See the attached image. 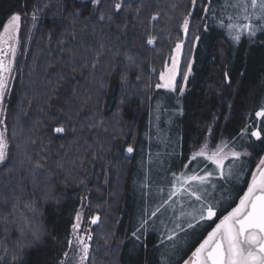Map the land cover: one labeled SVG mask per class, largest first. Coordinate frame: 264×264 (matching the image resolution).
Here are the masks:
<instances>
[{
    "label": "trees",
    "instance_id": "obj_1",
    "mask_svg": "<svg viewBox=\"0 0 264 264\" xmlns=\"http://www.w3.org/2000/svg\"><path fill=\"white\" fill-rule=\"evenodd\" d=\"M116 2L0 0V31L12 14L22 17L5 121L8 155L0 164V215L19 198L21 210L40 226L39 239L26 235L21 249L15 226L8 224L5 239L0 224L8 248L3 264H13V254L19 264H60L82 205L100 217L92 242L98 264H182L214 225L181 233L172 251V242L161 240L179 217L177 204L150 222L141 241L132 232L145 209L152 211L167 195L171 172L180 170L209 127L216 140L247 127L249 135L238 142L255 157L247 159L239 180L224 188L217 183L221 210L235 207L251 181L256 152L264 147L250 136L259 130L264 140V117L255 115L264 109V33L234 44L212 19L205 21L206 0L195 7L191 0H122L119 12ZM221 2L213 5L219 9ZM189 12V29L200 39L190 50L192 72L180 96L155 84L183 38ZM56 126L65 132L54 133ZM36 161L45 167L33 170ZM32 201L35 214L23 208ZM184 211L192 208L185 204Z\"/></svg>",
    "mask_w": 264,
    "mask_h": 264
},
{
    "label": "snow or ice",
    "instance_id": "obj_2",
    "mask_svg": "<svg viewBox=\"0 0 264 264\" xmlns=\"http://www.w3.org/2000/svg\"><path fill=\"white\" fill-rule=\"evenodd\" d=\"M101 0H91L94 5H99ZM193 7L197 5V0H191ZM122 0H117L114 8L117 12L121 10ZM231 7L234 12H226ZM204 13L205 21L212 19L216 26L224 30L229 39L234 44H239L242 36H246L250 42L258 33H264V0H222L220 8L217 9L213 5V0H206L201 5ZM191 12L184 16L181 28L184 34L189 31ZM33 21L36 19V13L33 12ZM101 20L105 19L104 15L100 16ZM108 20L112 17L108 16ZM153 20L157 16L152 17ZM22 17L12 14L10 18L2 25V33H0V106L3 105L6 93L9 88V78L13 71V65L17 48L19 46V32L21 28ZM208 24L204 23V30L207 31ZM200 37H193L192 43L199 41ZM147 44L153 45L155 37L149 36ZM183 44L176 43V55L171 57V67L165 65V70L159 73V79L163 83L155 84L157 89L164 88L172 93L177 92L176 77L179 74L180 55ZM7 58V59H6ZM99 57L97 56V59ZM95 67V65H93ZM155 72V69H152ZM192 72V64L189 61L186 64V70L182 75V86L179 95L183 96L185 86L187 85L189 75ZM227 78V73L225 74ZM127 80V75L122 77ZM139 79V77H137ZM180 101L177 99V104ZM161 108L160 101H157V110ZM3 109L0 107V164L4 163L8 155L9 141L7 138V125L4 124ZM257 118L264 117V109L255 113ZM56 134L65 132L63 126H56L52 130ZM249 135L247 127L241 129L236 137L225 138L220 136L216 140L213 135V129L209 127L199 143L193 145L186 162L181 165L180 170L171 172L169 177V187L167 195L152 210L145 209L144 215L140 218L136 229L132 232V237L136 241L148 231L150 222L154 223L155 218L165 208H172L173 205H179L180 213L173 223L174 227L167 229L164 233V240L172 242L170 249L175 251L177 248V238L181 233L185 237L189 234V230H195L197 227H204L205 224L214 225L211 231L207 233L206 238L199 243V246L191 253V257L184 260L182 264H264V147L256 152L259 157L255 160V171L250 173L251 181L247 184V191L239 198L238 204L231 207L230 210H221V203L224 198L223 192L218 193L217 183L220 187L224 186L234 178L239 180L244 174L245 168L249 165L246 163L248 158H253V153L249 152L243 143ZM250 136L255 141H260L264 145L261 132L253 130ZM34 143V141H33ZM126 151L133 152V148L128 146ZM30 159V158H29ZM45 167L39 161L34 164L33 170ZM58 167H63L62 164ZM163 192V189L160 190ZM175 198V199H174ZM187 204L192 211H184ZM35 201L25 202L23 208L36 213L34 207ZM11 217V219H10ZM180 218H184L180 222ZM81 214L77 213V223L73 225V232L79 228ZM99 217H93L92 224H95ZM163 223V221H161ZM0 224H3V235L7 238L9 229L8 224L15 226L19 232L17 246L21 247L20 241L30 234L35 239L40 237V226L37 221L30 219L21 210L19 198L13 202L11 210L6 215H0ZM166 227V226H165ZM76 250L75 255L78 256V264H85L89 258L91 235L75 236ZM0 247L4 250V256H0V264H3L5 256H8V248L4 241H0ZM73 241L69 240V248L72 249ZM164 254H162L163 257ZM65 259L69 257V253H63ZM13 264H19L18 257L13 254L10 256ZM63 264V261L60 262ZM164 264H169L165 261Z\"/></svg>",
    "mask_w": 264,
    "mask_h": 264
},
{
    "label": "rangeland",
    "instance_id": "obj_3",
    "mask_svg": "<svg viewBox=\"0 0 264 264\" xmlns=\"http://www.w3.org/2000/svg\"><path fill=\"white\" fill-rule=\"evenodd\" d=\"M2 31H3V29L0 31V33H2ZM193 37H194V34L189 29L187 34L183 33L182 40L178 42V43H182L183 47H182L181 55H180L179 74L176 77V88H177V91L180 90V88H181V86L183 84L182 75H183V73L186 70V64L189 61L191 62V60H192L190 50H191L192 45H193V43H192ZM174 49H175V46L173 48V52H172L169 60L165 64L168 67H171V57L176 55ZM16 55H17V51H16ZM16 55H15V60H14V66H15V61H16ZM165 65H164V67H163V69L161 71L165 70ZM13 70H14V76H13V84H14L15 76H16L15 75V68H13ZM158 83H163V82L160 81V79H158ZM13 84H12V86L10 88V91L8 92L9 93L8 104L10 103V99H11V96H12ZM162 89H164V88H162ZM185 90H186V86H185ZM128 154H131V153H128ZM86 207H87V205H82L80 207L79 211H78V213L81 214V219L79 221V228L74 233L73 232V227H72L70 240L73 241V247H72V249H70V248L68 249L67 252L69 253V257L67 259H65V257H64L63 264H78V259L79 258H78V256H76L74 254L75 250H76V243H75V238L74 237L75 236H84V237H86L87 235H91L92 240L91 241H86V242L90 243L91 247H90V250H89V258L87 259V261H85V264H96L97 263L95 261V259H94L95 256H93L92 242H93V240L95 239V236H96L95 235V230H96L97 226L99 225L100 217L97 214H88ZM76 217H77V215H76ZM93 217H99V219L97 220V222L95 224L91 223V220H92ZM76 223H77V220L75 218L74 224H76ZM98 238L100 239V237H98Z\"/></svg>",
    "mask_w": 264,
    "mask_h": 264
},
{
    "label": "flooded vegetation",
    "instance_id": "obj_4",
    "mask_svg": "<svg viewBox=\"0 0 264 264\" xmlns=\"http://www.w3.org/2000/svg\"><path fill=\"white\" fill-rule=\"evenodd\" d=\"M7 59V58H6ZM13 68H14V65H13ZM13 76H14V70L12 71V73H11V76H10V78H9V88H8V91H7V93H6V96H5V99H4V102H3V105L2 106H0V107H2V109H3V115H2V119H3V122H4V124H5V121H6V113H7V110H8V99H9V91H10V88H11V86H12V84H13Z\"/></svg>",
    "mask_w": 264,
    "mask_h": 264
},
{
    "label": "water",
    "instance_id": "obj_5",
    "mask_svg": "<svg viewBox=\"0 0 264 264\" xmlns=\"http://www.w3.org/2000/svg\"><path fill=\"white\" fill-rule=\"evenodd\" d=\"M247 191V190H246Z\"/></svg>",
    "mask_w": 264,
    "mask_h": 264
}]
</instances>
